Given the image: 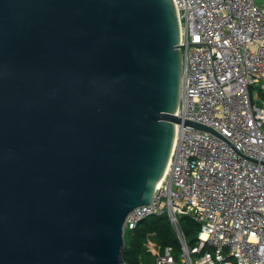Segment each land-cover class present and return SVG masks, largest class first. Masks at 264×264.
Instances as JSON below:
<instances>
[{"label":"water","instance_id":"1","mask_svg":"<svg viewBox=\"0 0 264 264\" xmlns=\"http://www.w3.org/2000/svg\"><path fill=\"white\" fill-rule=\"evenodd\" d=\"M173 0H0V264H124L123 223L167 168Z\"/></svg>","mask_w":264,"mask_h":264},{"label":"built area","instance_id":"2","mask_svg":"<svg viewBox=\"0 0 264 264\" xmlns=\"http://www.w3.org/2000/svg\"><path fill=\"white\" fill-rule=\"evenodd\" d=\"M181 81L165 173L123 230L165 213L178 251L147 239L154 264H264V11L258 0H173ZM264 2V0H263ZM197 223L189 244L180 221Z\"/></svg>","mask_w":264,"mask_h":264},{"label":"trees","instance_id":"3","mask_svg":"<svg viewBox=\"0 0 264 264\" xmlns=\"http://www.w3.org/2000/svg\"><path fill=\"white\" fill-rule=\"evenodd\" d=\"M180 221L187 242L189 243V239L195 241L193 233L195 229L197 230V223L187 215H181ZM126 232L128 240L125 241L123 247L124 264H145V260L147 259L146 254L151 253L146 246L147 239L153 240L161 248L170 244L174 247L175 252L179 249L178 241L169 222L162 220L159 215L145 218L134 229L127 230Z\"/></svg>","mask_w":264,"mask_h":264},{"label":"rangeland","instance_id":"4","mask_svg":"<svg viewBox=\"0 0 264 264\" xmlns=\"http://www.w3.org/2000/svg\"><path fill=\"white\" fill-rule=\"evenodd\" d=\"M255 87H254V91H256L257 92V90L259 91V92H257V96L258 97H264V93L261 91V90H259L258 88H259V84L257 83V84H255L254 85ZM258 87V88H257ZM160 216V218L162 219V220H167V217H166V214L165 213H163V214H160L159 215ZM148 218V217H147ZM195 232H196V229H195V231H194V233H193V237L195 236ZM128 240V237H127V232L125 231V233H124V241H127ZM189 241V243L190 244H192L193 242H194V240L193 241H191L190 239L188 240ZM150 253V252H149ZM146 257H147V259L145 260V264H154V257H153V255H152V253H150V254H146ZM145 257V258H146Z\"/></svg>","mask_w":264,"mask_h":264},{"label":"crops","instance_id":"5","mask_svg":"<svg viewBox=\"0 0 264 264\" xmlns=\"http://www.w3.org/2000/svg\"><path fill=\"white\" fill-rule=\"evenodd\" d=\"M258 3H259V6L261 7V9H263V11H264V2H263V0H258Z\"/></svg>","mask_w":264,"mask_h":264}]
</instances>
